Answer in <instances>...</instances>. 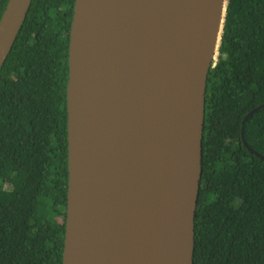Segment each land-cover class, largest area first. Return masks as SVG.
I'll use <instances>...</instances> for the list:
<instances>
[{"label":"water","instance_id":"obj_1","mask_svg":"<svg viewBox=\"0 0 264 264\" xmlns=\"http://www.w3.org/2000/svg\"><path fill=\"white\" fill-rule=\"evenodd\" d=\"M32 2H8L0 71ZM227 5L76 0L63 264H194L208 76Z\"/></svg>","mask_w":264,"mask_h":264},{"label":"trees","instance_id":"obj_2","mask_svg":"<svg viewBox=\"0 0 264 264\" xmlns=\"http://www.w3.org/2000/svg\"><path fill=\"white\" fill-rule=\"evenodd\" d=\"M9 0H0V21ZM76 0H33L0 71V264H63ZM208 76L194 264H264V0H227Z\"/></svg>","mask_w":264,"mask_h":264},{"label":"flooded vegetation","instance_id":"obj_3","mask_svg":"<svg viewBox=\"0 0 264 264\" xmlns=\"http://www.w3.org/2000/svg\"><path fill=\"white\" fill-rule=\"evenodd\" d=\"M245 125H246V123H245ZM244 131H245V127H244ZM242 132H243V128H242ZM242 136H243V134H242ZM245 137V134H244V136H243V138ZM246 141L244 140V143H245Z\"/></svg>","mask_w":264,"mask_h":264}]
</instances>
